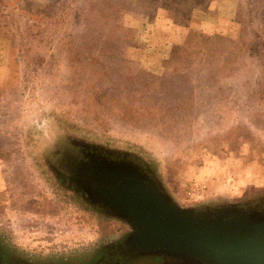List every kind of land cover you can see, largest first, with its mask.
<instances>
[{
    "label": "rangeland",
    "instance_id": "obj_1",
    "mask_svg": "<svg viewBox=\"0 0 264 264\" xmlns=\"http://www.w3.org/2000/svg\"><path fill=\"white\" fill-rule=\"evenodd\" d=\"M57 1L1 8L0 0V222L63 217L62 197L70 195L57 190L48 169L60 145L74 154L85 146L145 153L184 206L263 194L264 23L248 0H233L240 23L218 24L216 36L171 28L175 0H75L62 9ZM20 8L48 20L26 24ZM91 49L99 60L89 59ZM202 177L241 192L204 198ZM195 183L206 188L189 197ZM76 207L65 215L78 217ZM107 217L105 226L130 235ZM98 236L94 229L71 242L84 248Z\"/></svg>",
    "mask_w": 264,
    "mask_h": 264
},
{
    "label": "water",
    "instance_id": "obj_2",
    "mask_svg": "<svg viewBox=\"0 0 264 264\" xmlns=\"http://www.w3.org/2000/svg\"><path fill=\"white\" fill-rule=\"evenodd\" d=\"M89 199L129 227L139 256L196 264H264V222L236 203L184 206L151 171L129 158H84L71 167Z\"/></svg>",
    "mask_w": 264,
    "mask_h": 264
},
{
    "label": "flooded vegetation",
    "instance_id": "obj_3",
    "mask_svg": "<svg viewBox=\"0 0 264 264\" xmlns=\"http://www.w3.org/2000/svg\"><path fill=\"white\" fill-rule=\"evenodd\" d=\"M53 162L49 164V170L53 173L51 178L57 190L60 189L64 194L65 213L77 204L76 209L80 210V215L71 218L63 214L61 219L51 218L49 222L38 220H1L0 222V264H193L186 263L184 260H174L169 256H151L143 257L131 251L128 244L129 234L125 233L120 227L111 228L105 226L107 217L106 209L97 202L89 199L79 185L73 183L76 176L72 175L71 167L77 162H81L93 156H102L106 158H116L112 149L103 147L98 149L94 147H80L76 154L69 152L64 146H59ZM40 149H43L40 148ZM65 149V150H64ZM130 155L119 154L118 158L126 157L149 167L151 172L154 169L152 158H147L145 153H137L129 150ZM152 160V161H151ZM46 162V160H45ZM146 170V171H150ZM76 179V178H75ZM220 198H234V195H220ZM237 204V208L246 213L247 216H255L258 220L264 222V192L258 198H249L244 196ZM90 208L95 213L94 218L86 216ZM58 223V224H57ZM49 226V227H47ZM107 227V228H106ZM44 228V229H43ZM96 229L99 236L92 243L83 246L74 245L71 242L73 236H86L90 231ZM110 229V230H109ZM112 229H115L112 230ZM114 231V232H113ZM51 236L56 241L52 242L43 237ZM59 242H58V241ZM75 247V250H74ZM72 249L71 252H68ZM55 252L47 254V252ZM196 264V263H194Z\"/></svg>",
    "mask_w": 264,
    "mask_h": 264
},
{
    "label": "crops",
    "instance_id": "obj_4",
    "mask_svg": "<svg viewBox=\"0 0 264 264\" xmlns=\"http://www.w3.org/2000/svg\"><path fill=\"white\" fill-rule=\"evenodd\" d=\"M174 4L178 9L176 15L172 16V25L179 28H188L209 33L213 36L220 34V31L218 30V24L226 22H229L230 24V22H232L236 16L233 0H205L204 3L198 2V0H196V2L194 0H187L186 3H183L182 0H175ZM227 5L228 9H226ZM200 14L205 18H199ZM159 16L160 15H158L157 20H159ZM222 17L228 18H226V20H220ZM213 179L216 181L218 180L217 178ZM213 179L210 177H207V179L202 177L203 181L201 182L209 187V190L205 191V195H201L204 196V198H219L220 195L235 196L241 192H237V190L235 191L233 189L235 188V184L225 185L227 181H222V183L218 184ZM218 185L221 187L219 190L215 191V188L218 187Z\"/></svg>",
    "mask_w": 264,
    "mask_h": 264
},
{
    "label": "trees",
    "instance_id": "obj_5",
    "mask_svg": "<svg viewBox=\"0 0 264 264\" xmlns=\"http://www.w3.org/2000/svg\"><path fill=\"white\" fill-rule=\"evenodd\" d=\"M13 2H11V0H5V2H6V4H2L1 5V8H9V6L11 7V6H14V7H18V6H15V5H18L20 2H21V0H12ZM249 2H250V4H251V8H252V11H253V16L255 17V18H258V19H260V22L263 24L264 23V0H248ZM11 3H13V5L11 4ZM60 3L62 4V5H64V6H66V7H72V6H74V4L76 3V1L75 0H58L57 1V3H56V5L55 6H57V5H59V7L61 8V6H60ZM55 6H53V5H50V7H52V14H53V7H55ZM62 9V8H61ZM21 13L23 12V15H24V13H25V15H26V19L24 20L25 21V23L26 24H31V25H33V24H35V23H40V22H42V23H44V22H47V20H48V18H43L40 14H38V13H36V12H27V11H25V9L24 8H20V10H19ZM64 11V10H63ZM61 17H65V16H63V15H61ZM238 18H239V15H238V17L235 19V20H232V22H231V24L234 22V24L236 23V24H238V23H240L239 22V20H238ZM60 18H57L56 20H55V23H57L58 22V20H59ZM54 23V22H53ZM171 28H173V29H175V28H178V27H175L174 25H172V26H170ZM183 29V28H182ZM184 29H186V28H184ZM188 29V28H187ZM29 31V27L28 28H26L25 29V31ZM189 30V29H188ZM190 31V30H189ZM261 32L262 30H258L257 29V33L258 32ZM262 33H264V26H263V32ZM72 39L74 40V37H72ZM93 41H97L96 39H93ZM96 44V42H90V46H94ZM90 49V48H89ZM263 53H264V47H263ZM87 55H89V57H91V58H89V59H91V60H99L98 58H96V57H93V55H95V52L93 51V49H91V50H89L88 52H87ZM100 63L102 64V66L104 67L105 66V62L103 63V60H101L100 61ZM165 86V85H164ZM133 162L134 163H137V162H135L134 160H133ZM138 165H141L142 167H143V165L142 164H140V163H137ZM145 170H150V168L147 166H145V167H143ZM151 171V170H150Z\"/></svg>",
    "mask_w": 264,
    "mask_h": 264
},
{
    "label": "built area",
    "instance_id": "obj_6",
    "mask_svg": "<svg viewBox=\"0 0 264 264\" xmlns=\"http://www.w3.org/2000/svg\"><path fill=\"white\" fill-rule=\"evenodd\" d=\"M206 187L203 186L202 184L200 183H195L194 185H192L191 189L188 190V196L189 197H194L196 195H201L202 194V191H204Z\"/></svg>",
    "mask_w": 264,
    "mask_h": 264
}]
</instances>
